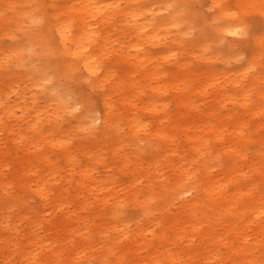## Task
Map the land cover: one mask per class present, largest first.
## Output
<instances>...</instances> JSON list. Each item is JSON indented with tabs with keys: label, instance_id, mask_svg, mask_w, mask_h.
Wrapping results in <instances>:
<instances>
[{
	"label": "bare ground",
	"instance_id": "6f19581e",
	"mask_svg": "<svg viewBox=\"0 0 264 264\" xmlns=\"http://www.w3.org/2000/svg\"><path fill=\"white\" fill-rule=\"evenodd\" d=\"M0 1L11 6L12 13L8 18H0V28L5 29L12 42L7 49L0 46V73H7L14 81L15 73L22 72L31 93L30 102L22 99L19 116L13 105L3 101L0 113L7 112L16 120L15 124L26 123L36 137L30 142L35 154L19 162L22 172L14 173L15 183L6 180L0 171V223L5 222L0 226V251L17 260L2 264H62V252H68L71 257L67 261L73 262L93 261L91 253L98 252L94 261L99 264H264L263 148L255 151L256 156L248 155L251 141L264 144V90L256 91L258 102L254 108L249 107L247 100L249 90L262 75L255 68L254 53L246 66L234 70L232 75L219 74L220 70L206 71V82L198 90L205 93L207 88L214 87V99H222L226 92L216 87L217 80L228 79L235 94L240 92L235 100L245 113L234 115L228 111L221 115L215 105L203 111L193 98L180 96L178 107L196 110L197 114L171 116L166 104L159 110L149 100L144 101L143 108L153 115L155 124L151 128L141 121L137 111L122 114L111 101L119 96L122 103L135 109L137 104L124 92L126 88L132 89L134 83H123L114 69L100 70L104 65L97 51L104 52L111 40L107 33L96 34L98 24L104 26V31L105 25L115 19L122 22L125 29L121 34L128 44L117 50L121 54L126 52L123 56L136 66L143 63L144 42L153 43L162 36L171 34L173 41L184 45L175 38L188 33L191 43L205 51L209 48L204 42L207 38L217 41L225 34H239V19L228 14L220 0H204L210 8L221 10L210 18L193 9L194 3L202 4L203 0H171L170 4L159 2L150 6L144 0H117L115 5L97 0H63L61 4L50 2L54 12L46 11L41 18L29 15L33 0H23L19 11L15 10L13 0ZM236 6L244 12L259 13L264 25V0H236ZM13 16L21 19L18 28L29 22L27 30L21 29L22 38L12 32ZM209 27H213L215 34L206 33ZM32 34L39 37L30 47V42L23 43L21 39ZM235 45L228 47L235 51ZM253 46L258 51L264 48V34L253 38ZM171 64L180 67L184 63L176 58ZM155 68L148 74L157 75L159 70ZM246 76L248 80H238ZM82 83L99 92L101 111L96 108L97 101L85 95ZM9 87L13 88V84ZM180 91L186 95L194 90L185 85ZM140 94L142 91L137 96ZM159 111L164 112L163 116H159ZM13 125L10 133L15 135ZM3 127L6 124L0 116V128ZM75 128L93 139L95 147L102 149L105 145L112 160H123L125 168L121 166V170L131 174L128 181L121 182L112 173L104 175L103 180L111 185L107 188L109 195L101 194L97 185L100 180L94 178L89 165L95 162L107 168L110 163L102 153L91 154L83 141L75 145L80 147L78 152L86 155L85 164L79 163L70 147L78 135ZM167 128L173 133L167 132ZM19 132L22 138L23 132ZM180 138L187 144L178 145ZM210 138L217 143L214 148L209 145ZM56 150L66 153L64 158L70 168L66 185H59V175H54L63 169L59 156L52 159L49 154ZM146 150L156 155L143 166L137 155ZM5 155L3 152L2 156ZM36 161L47 169L45 175L34 167ZM130 165H134L133 171L128 173ZM76 167L80 168L77 172ZM115 188L128 193L121 195ZM29 190L38 197L41 210L34 204L22 207L23 194ZM127 201L139 211L133 218L129 217L130 212H124ZM24 221L25 225L19 226ZM26 228L31 236L22 241ZM95 236L102 240L98 247ZM63 240L66 247L61 246Z\"/></svg>",
	"mask_w": 264,
	"mask_h": 264
},
{
	"label": "rangeland",
	"instance_id": "374dc122",
	"mask_svg": "<svg viewBox=\"0 0 264 264\" xmlns=\"http://www.w3.org/2000/svg\"><path fill=\"white\" fill-rule=\"evenodd\" d=\"M13 1L15 2V10H21L23 0ZM97 1L101 4L107 2L113 3V5L117 4V0ZM50 2H53L54 4H61L63 0H33L28 8L29 10H31L29 15L35 16V18H41L45 16L46 11L49 12L48 14L54 12L55 9L49 6V4H51ZM159 2H165L167 4H170L171 0H144V4L147 6ZM220 2L222 6L226 8L228 14H234V16L239 19L238 24H240L241 30L239 34H225L218 37L217 41L215 38H207V41H204L202 39V41L209 44V48L207 47L205 51L198 44H195L194 42L191 43L192 39L190 38L188 33L183 38H180V35L177 34L178 39L175 38L176 41H180L184 45L178 44L177 42L173 41V36H171V34L167 35L165 38L162 36L159 40H155L156 42H144V47L142 46L144 48V60L142 64L137 63L136 66L132 65V60L130 58H126L125 56H123L126 52L121 54V52H118L117 50L120 45L126 46L128 44L127 39L121 34V30L125 29V27L122 25V22H119L117 19H115L113 23L106 24V29L104 30L105 32L103 31L104 26L98 24V28H95L96 34L98 35L100 33H107L109 34L111 40L110 43L106 45V50L104 52L97 51L99 59H101V64L104 65L100 70H104V68L114 69L121 76L123 83H130L131 81L132 83H134L132 89L126 88L124 92L126 96L134 100V104H137L136 108L130 109V106L128 104L122 103V100L119 96H114L111 98V101L117 111L121 112L122 114H129L134 111H137V114L139 115L141 121L145 122L148 128H151L155 124L152 117L153 115L150 112L144 110V101H154L157 104V108L159 110L162 108V104H166L167 113H169V115L171 116H174L177 113H188L189 115L197 114L196 110L192 111L182 106L178 107L177 102L179 100V97L181 96L183 98H193L195 100V104L198 105V108L203 111H205L209 106L215 105L221 115H225L228 111H230V113L234 115H241L245 113L244 109L239 103V101L235 100L236 98H238L237 95H240V92L237 93V95L235 94V89H233L232 87L233 84L230 83L228 79L225 80L223 78H220L217 80L218 84H216V87H222L223 91L226 92L225 96L222 99L220 98L221 100L214 99L216 95V93H214V87L207 88L205 93H199L198 90L206 82V71H211L212 69L214 72L217 73V70H220L219 74L232 75L234 70L246 66L248 57H250V55L253 53L254 57L256 58L255 68L256 70H259L262 74L260 78L261 80L258 83L254 84V88L250 89L248 92V105L250 108L255 107L258 102V96L256 95V91L259 89L264 90V48L258 51L256 50V47L253 46V38L255 36H260L264 34V25L262 24V17L259 13L255 11L244 12L243 10L239 9L238 6H236V0H220ZM206 3L207 1L204 0L202 4L194 3V11L199 13L200 15L204 14L203 16H207L209 18L211 17L212 13L215 14L221 11L217 7L210 8V4ZM9 7L11 6L3 4V1H0V18H8L12 15ZM181 14L185 18L183 23H186L188 20L186 18L185 11L181 12ZM20 20L21 19L18 18H14L12 20V32H14L15 36L18 38L23 37L21 29L27 30L29 27L27 25V23L29 22H27L22 28H18L17 24L20 22ZM189 30L190 29H188V32ZM206 33L215 34L213 32V27H209L208 30H206ZM32 37L23 38L21 39V41L23 43L30 42L31 44L29 46L33 47L35 40L39 36L37 34H32ZM231 38H234L235 40L230 41H235V43L229 41V39ZM11 43L12 42L9 36L5 35V29L1 27L0 46H3L5 49H7L9 46H11ZM228 44H236L235 46L237 47V49L235 51H231L229 49L231 47H228ZM170 52H172V54L174 55H169ZM176 58L180 59L184 64L180 67L173 66L171 63ZM155 66L158 67L159 72L157 73V75H149L148 73H150L152 69H156ZM143 68L144 73L142 72ZM127 71L130 72L127 74ZM17 74H19L20 76L17 77ZM219 74L217 77H222V75ZM248 77L249 76L239 78L238 80L246 81L249 79ZM11 79V77L10 79L7 77V73H0V101H3L4 104L13 105L16 111V115L19 116L22 113L19 109L24 104L22 102V99H26L27 102L31 101V93L27 90L29 89V82L27 80V76L22 75V72L20 71H17L15 73L14 81H12ZM10 84H13V88L9 87ZM82 85L85 95L91 96L95 101H97L96 108L101 111L102 101L101 97L99 96V92L94 91L92 86L87 83H82ZM106 85H108V83H106ZM185 85L192 86L194 91L183 95L180 89ZM12 89L16 90V92L12 91ZM141 91L142 94H140V97H138L137 94ZM261 103H263L264 105V102ZM158 113L160 117L164 114V112L162 111H159ZM30 114L33 115V112H31ZM0 116L6 124V127L0 128V171L6 180L12 179V183H15L16 177H14V173L17 170L20 173L22 172L19 168V162H25L26 158L32 157V155L35 154L34 147H32L30 142H34L36 137L33 132H31L27 128L26 123L20 121L18 124H15L16 120H14L12 117H9L10 115H8L7 112L5 113L4 111H1ZM15 119H20V117H15ZM215 124L218 125L217 122H215ZM11 125H13L15 129V135L10 133ZM45 128L48 129V125H45ZM75 130L78 135L77 138L74 139V142L72 141L70 147L74 150V153H76L77 156L75 158H77V161L79 163H82V165H84L86 160V155H83L81 152H78L80 147L75 146L81 141L86 144L91 154L102 153L106 161L110 163V166L107 168H103V166L95 162H91L89 165L93 169L94 178L100 180L98 182L101 183V185L99 183L97 185H99L98 189H101L100 191L103 196L109 195L110 189L107 188L111 186L103 180L104 175L112 173L114 175L113 178L117 180V182L128 181L130 179L131 174H125V171L123 172L121 170V166L123 169L125 168L123 165V160H112L111 152L108 151L105 145L102 147V149H100V147H95L96 143L93 139L86 137L84 133H79L77 128H75ZM165 130L169 133H173V130L170 128H167ZM19 131L23 132L22 138L19 136ZM262 133H264V131ZM177 135L180 134L178 133ZM99 136L100 135H98L97 137ZM177 142L178 145L181 144L182 146L183 144H187L182 138L178 139ZM216 144L217 143L214 141L213 138L209 139V145L212 148H214ZM260 147H262L264 151V144H262L258 140L251 141L249 144L248 155L256 156L255 151L258 150ZM3 152H6L5 156H2ZM49 154L52 155V159H55L56 156H59V164L63 167V169L59 172H55L54 175H59V185H62L63 183H65L66 185L65 180L70 177L68 176V170L70 168L66 163V159L64 158V154L66 153H64L63 150L62 152L56 150V152H50ZM184 154L186 157H188L187 153ZM130 155L133 159H135L132 154ZM155 155L156 152L146 150L137 155V157L141 158L140 160L143 161L144 166ZM221 159L224 160L225 155H223ZM5 162L8 163L7 166L4 164ZM133 166L134 165H130L129 167H127L126 172L129 173L133 171ZM34 167L40 169L42 175L46 174L47 169L41 162L36 161ZM79 169L80 168L76 167L75 171L77 172ZM115 189L118 190L119 194L121 195L128 193L125 189ZM75 193L76 192H74L72 189L71 195H74ZM23 197L25 205H23L22 207H25L27 205L31 206L32 204H34L37 209H40L39 199L33 194L32 190H29L28 192L24 193ZM124 212H130L129 217L133 218L138 214L139 211L137 209V206H132V204L127 201ZM1 216L2 212H0V217ZM98 222L100 221L98 220ZM4 223H0V226L4 225ZM24 225L25 221L22 222L19 226ZM3 228L4 227H2V229ZM26 231L27 232L25 233L27 235L22 237V241H26V239L31 236L28 233L27 228ZM94 240L97 247L101 245L102 240H99V237L95 236ZM65 242L66 241L63 240L61 246L66 247ZM0 245L2 244L0 243ZM91 254H93L91 257L92 260H97L98 252ZM70 257L71 256L68 252H62L61 258L64 259L62 264H99V262L97 261H87L86 259H84L85 261H67L68 259H70ZM5 261L17 260L13 259L12 256H8V253L6 251H4L3 253L0 251V264L4 263ZM114 262L115 261H111V263ZM9 264H11V262ZM44 264L50 263L44 262ZM219 264H223V262L220 261Z\"/></svg>",
	"mask_w": 264,
	"mask_h": 264
}]
</instances>
